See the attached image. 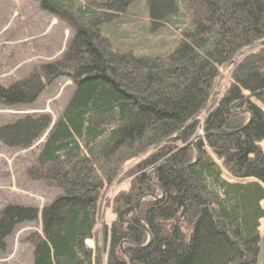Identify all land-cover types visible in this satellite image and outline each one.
<instances>
[{
    "label": "trees",
    "instance_id": "trees-1",
    "mask_svg": "<svg viewBox=\"0 0 264 264\" xmlns=\"http://www.w3.org/2000/svg\"><path fill=\"white\" fill-rule=\"evenodd\" d=\"M32 1L72 38L57 59L0 85V107L31 105L59 79L73 90L55 119L0 126L11 150L44 137L26 176L57 193L41 210H0V251L16 226L39 218L25 238L31 264H256L264 0ZM139 1L154 29L179 32L166 55L124 49L108 30Z\"/></svg>",
    "mask_w": 264,
    "mask_h": 264
},
{
    "label": "rangeland",
    "instance_id": "rangeland-1",
    "mask_svg": "<svg viewBox=\"0 0 264 264\" xmlns=\"http://www.w3.org/2000/svg\"><path fill=\"white\" fill-rule=\"evenodd\" d=\"M147 11L144 1L135 2L127 16L108 30L114 42L124 49H132L142 55H166L178 40L179 32L162 27L154 29ZM71 38L72 31L65 23L42 12L32 0H0V85L9 86L26 77L35 65L57 59ZM228 75L229 68H224L216 84L218 91L223 89ZM72 90L71 81L59 79L31 105L0 107V126L32 114L46 113L55 119ZM198 137H202L201 132H198ZM43 138L31 148L20 151L0 144V210L9 203H20L41 210L57 194L26 176L28 164ZM261 146L264 150V142ZM39 230V218L16 226L14 232L6 238L5 250L0 251V264H31L32 247L25 242V238ZM95 231L99 236L100 225ZM259 233L262 240L256 264H264V221L261 222ZM86 245L90 249L94 248L93 241H87Z\"/></svg>",
    "mask_w": 264,
    "mask_h": 264
},
{
    "label": "water",
    "instance_id": "water-1",
    "mask_svg": "<svg viewBox=\"0 0 264 264\" xmlns=\"http://www.w3.org/2000/svg\"><path fill=\"white\" fill-rule=\"evenodd\" d=\"M199 138V137H198ZM197 156H198V153H197ZM159 188H161V187H159ZM140 202V201H139ZM139 202L136 204V207H135V216H137V206H138V204H139ZM149 235V234H148ZM151 236L149 235V238H150Z\"/></svg>",
    "mask_w": 264,
    "mask_h": 264
}]
</instances>
